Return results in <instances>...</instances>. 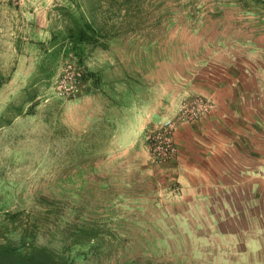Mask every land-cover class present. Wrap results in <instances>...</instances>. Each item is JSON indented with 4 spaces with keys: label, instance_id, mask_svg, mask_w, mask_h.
Instances as JSON below:
<instances>
[{
    "label": "rangeland",
    "instance_id": "obj_1",
    "mask_svg": "<svg viewBox=\"0 0 264 264\" xmlns=\"http://www.w3.org/2000/svg\"><path fill=\"white\" fill-rule=\"evenodd\" d=\"M60 6L106 32V49L86 46L80 66L59 60L25 112L0 126V215L27 213L37 220L35 243L58 251L76 228H99L94 240L70 248L68 264H227V240L212 234L216 225L199 210L182 206L176 193L164 205L146 199L153 181L175 185L172 174L147 162L138 177L121 161L99 158L97 145L90 149L106 120L84 97L103 57L130 51L131 40L184 25L264 33V0H0V115L28 87Z\"/></svg>",
    "mask_w": 264,
    "mask_h": 264
},
{
    "label": "crops",
    "instance_id": "obj_2",
    "mask_svg": "<svg viewBox=\"0 0 264 264\" xmlns=\"http://www.w3.org/2000/svg\"><path fill=\"white\" fill-rule=\"evenodd\" d=\"M168 28L145 42L131 40L130 51L106 54L89 77L84 100L106 120L89 147L97 145L99 158L121 161L138 177L148 173L147 162L155 173L172 174L176 186L153 181L146 199L164 205L176 193L182 206L216 225L217 239L227 240V264H264V33ZM190 95L212 107L174 128L173 163L151 164L146 134L175 117Z\"/></svg>",
    "mask_w": 264,
    "mask_h": 264
},
{
    "label": "trees",
    "instance_id": "obj_3",
    "mask_svg": "<svg viewBox=\"0 0 264 264\" xmlns=\"http://www.w3.org/2000/svg\"><path fill=\"white\" fill-rule=\"evenodd\" d=\"M59 24L54 27L49 39L41 44L38 65L28 87L18 97V103L7 105L0 115V126L25 112L24 104H31L36 97L37 85L48 80L59 60H70L80 66L86 46L106 48V32L82 15H74L68 8L58 7ZM28 105V106H29ZM37 220L22 210L4 211L0 215V264H68L72 246L91 242L100 232L94 226L79 227L68 233L58 251L35 243L38 234Z\"/></svg>",
    "mask_w": 264,
    "mask_h": 264
},
{
    "label": "built area",
    "instance_id": "obj_4",
    "mask_svg": "<svg viewBox=\"0 0 264 264\" xmlns=\"http://www.w3.org/2000/svg\"><path fill=\"white\" fill-rule=\"evenodd\" d=\"M212 107L211 102L198 95H190L180 101L177 115L159 122L158 126L146 134L149 161L153 165H167L176 159V146L173 130L180 122L195 121L205 115Z\"/></svg>",
    "mask_w": 264,
    "mask_h": 264
}]
</instances>
